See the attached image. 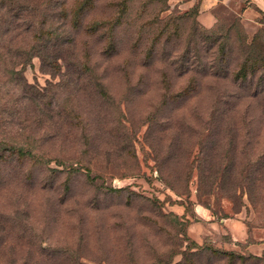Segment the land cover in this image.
<instances>
[{
    "label": "rangeland",
    "instance_id": "rangeland-1",
    "mask_svg": "<svg viewBox=\"0 0 264 264\" xmlns=\"http://www.w3.org/2000/svg\"><path fill=\"white\" fill-rule=\"evenodd\" d=\"M6 2L11 5L9 17L19 15L20 6L24 5L23 11L37 19L36 28L19 26L15 34L29 38L35 29L46 28L73 37V50L97 70L93 83L101 82L109 94L74 98L61 92L56 101L72 107V132L63 130L60 137L52 140L44 135L41 138L42 144L73 147V153L60 157L67 164L77 165L74 157L80 151L92 167L90 173L83 168L70 175L68 189L64 188L66 173L51 177L57 189L49 196L55 200H60L57 195L64 197L66 206L73 209H82L87 203L93 207L86 209L91 231L87 234L88 243L86 235L79 239V235L64 230H60L63 237L51 236L54 243L75 249L86 264L178 262L189 246L205 245L244 255H264V183L250 186V192L257 191L252 193V201L242 194L243 190L249 191L243 186L249 183L248 175L255 168L253 159L264 151V109L256 102L240 105L243 122L234 121L244 128L240 155L236 159L234 143L228 142L232 139L229 133L220 150L222 182L209 193L210 187L199 190L197 168L199 156L205 174L203 158L209 142L202 144L200 152L197 130L204 129L202 123L206 119L202 123L201 120L213 105L212 91L205 86L190 101L168 99L190 82L191 73L179 75L173 68V57L187 47L189 39L192 44L198 43L202 0ZM215 11L214 24L203 26L217 30L222 26L223 32L230 34L235 60L244 61L253 49L264 51L263 15L251 19L227 3H221ZM29 42L32 44L33 40ZM25 76L30 82L41 84L50 78L49 73L42 71L39 57L33 59ZM229 83L220 81L219 92L227 91ZM164 97L167 105H161ZM91 103L101 104L117 121L110 120L107 126L104 120L94 121L96 112ZM173 115L196 125L191 126L193 134H178L184 130L167 120ZM98 125L103 131L98 137L91 135ZM35 132L42 134L38 128ZM85 147L88 153L83 152ZM89 157L100 161L88 162ZM113 159L128 161V167L112 168L109 161ZM50 164L57 165L55 161ZM108 187L123 191L107 193ZM192 258L195 264L226 263V259L215 257L210 251Z\"/></svg>",
    "mask_w": 264,
    "mask_h": 264
},
{
    "label": "trees",
    "instance_id": "trees-1",
    "mask_svg": "<svg viewBox=\"0 0 264 264\" xmlns=\"http://www.w3.org/2000/svg\"><path fill=\"white\" fill-rule=\"evenodd\" d=\"M6 1L0 0V264H86L75 249L67 244L58 246L59 242L54 243L51 236L57 234L63 237L60 230H64L70 235H79V239L86 235L85 243H88L90 236L87 234L91 231L88 228L90 222L86 209L93 207L87 203L82 209H73L66 206L67 200L64 197L57 195L60 200H55L49 194L57 189L51 177L58 178L66 173L68 177L64 188L68 189L70 175L83 168L90 173L92 167L86 163L85 155L80 151L74 157L77 165L67 164L60 157L73 153L74 148L55 143L44 145L41 138L44 135L52 140L60 137L63 130L72 132V107L56 101L61 92H68V96L74 98L84 94H109L101 82L93 83L97 70L89 62L81 60L77 51L73 50V37L70 35H60L46 28L45 31L35 29L29 38L21 33L15 34L14 30L19 26L36 28L37 19L23 11L24 5L20 6L19 15L9 17L11 5ZM221 3L213 8L215 16V9ZM198 29V43L192 44L189 39L187 47L173 57L176 66L173 68L179 75L191 73L190 82L168 99L172 102L190 101L205 86L212 91L213 105L201 120L202 123L206 119L202 123L204 129L197 130L200 152L202 144L205 146L209 142L203 158L205 174L200 157L197 156L201 180L199 190L210 187L208 192L212 193L222 182V171L219 169L222 164L221 151L229 133L232 139L229 138L228 142L234 143L236 159L240 155L244 128L234 122H243L240 105L256 102L264 109V51L253 49L244 61L235 60L230 34L224 33L222 26L217 30L207 29L201 24ZM30 40H33L32 44ZM35 57H39L42 71L50 74L46 84L30 82L25 76V71L33 65ZM222 80L230 81V88L221 93L218 83ZM162 103L168 104L166 97ZM90 107L96 112L94 121L99 123L104 120L106 126L110 120L117 121L114 115L104 111L101 104L91 103ZM167 118L184 130L178 134H193L191 126L196 125L187 124L178 115ZM37 128L42 130L41 136L35 132ZM91 131V135L98 137L103 128L98 125ZM88 150L85 147L83 152L88 153ZM89 158L88 162L100 161L94 157ZM52 161L57 165H51ZM127 162L113 159L109 164L114 169L127 168ZM253 163L255 168L248 175L249 183L243 186L244 189L249 188V191L243 190L242 193L247 194L251 201L252 193L257 191L253 189L250 192V186L264 183V151L253 159ZM109 191L120 193L123 190L108 187L107 193ZM261 195L264 196V193ZM126 202L130 204L131 200L127 199ZM53 228L56 229L53 231ZM188 249L183 253L181 261L164 264H195L192 256L199 254L201 257L207 251L215 257L226 259L225 264H264V255H244L207 245L200 248L189 246Z\"/></svg>",
    "mask_w": 264,
    "mask_h": 264
},
{
    "label": "crops",
    "instance_id": "crops-1",
    "mask_svg": "<svg viewBox=\"0 0 264 264\" xmlns=\"http://www.w3.org/2000/svg\"><path fill=\"white\" fill-rule=\"evenodd\" d=\"M227 3L229 6L241 10L243 14L255 19L258 14L264 16V0H202L199 20L205 26H212L215 22L213 8L219 3Z\"/></svg>",
    "mask_w": 264,
    "mask_h": 264
}]
</instances>
